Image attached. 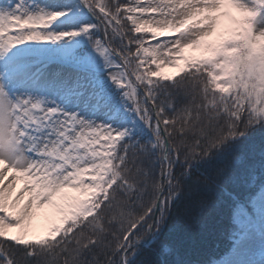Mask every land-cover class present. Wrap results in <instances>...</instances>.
<instances>
[{"label":"snow or ice","instance_id":"obj_1","mask_svg":"<svg viewBox=\"0 0 264 264\" xmlns=\"http://www.w3.org/2000/svg\"><path fill=\"white\" fill-rule=\"evenodd\" d=\"M149 34L171 38L145 46ZM117 37L119 50L106 46ZM181 60L178 79L164 75ZM38 68L67 110L37 94ZM258 129L264 0H0V237L46 205L67 222L59 238L0 240V264H194L174 225L247 165ZM259 157L260 188L233 209L232 264H264L242 248L252 233L264 241V137ZM5 169L23 181L15 212ZM68 188L87 194L61 207Z\"/></svg>","mask_w":264,"mask_h":264},{"label":"trees","instance_id":"obj_2","mask_svg":"<svg viewBox=\"0 0 264 264\" xmlns=\"http://www.w3.org/2000/svg\"><path fill=\"white\" fill-rule=\"evenodd\" d=\"M149 37L150 35L145 37L146 41ZM106 46L119 50L121 42L117 37L110 39ZM116 61L121 71H124L119 57ZM182 74L177 71L172 78L178 79ZM130 78L135 80L134 76ZM251 135L254 137L248 144L254 145L255 149L253 151L248 147L245 148L248 156L247 165L237 169L234 178L222 188L208 194V206L205 209L194 212L187 219L174 225L170 239L178 247L182 259L190 260L194 264H206L218 260L231 247L233 234L237 231L233 223V209L238 203L247 206L249 199L257 193L261 185L259 146L261 137H264V130L258 129ZM66 223L63 224L61 230ZM59 235L60 233H57L53 237L45 238H59ZM3 239H7L9 243H15L8 237H0V240Z\"/></svg>","mask_w":264,"mask_h":264},{"label":"rangeland","instance_id":"obj_3","mask_svg":"<svg viewBox=\"0 0 264 264\" xmlns=\"http://www.w3.org/2000/svg\"><path fill=\"white\" fill-rule=\"evenodd\" d=\"M225 11H228L232 16H239V12L230 6L225 8ZM228 27H231V20L229 19V17H223L221 20L220 29L218 31H223ZM170 38L171 35L169 34H165L158 37H150L145 46H148L149 44H154L157 39L166 40ZM216 38H217L216 35H214L213 37H210L209 40H215ZM204 54L205 52L203 46H198L196 48H187L184 50V55L188 57H199ZM30 59L31 58L28 56L24 57V60L26 62H30ZM115 63L116 65H119L117 61H115ZM181 66H184L183 60H181L179 65L176 67H170L168 65H165L162 68V72L164 73V75L172 77L180 69ZM152 67L155 70V66L153 65ZM112 70L121 71V68L120 66L113 67ZM48 76L49 73L46 70L43 75L36 77V79L41 82L38 88L36 89L37 94H39L46 100L47 99L56 100L57 103L62 104V106L65 107V109L67 110L70 107V105L64 103L59 98V95H62V93H57L51 87L44 85L43 82L48 78ZM89 175L90 174H85V177ZM10 182L14 183V187L11 190V194L7 197V203L9 206L8 210L11 212H15L16 209L11 207V203L12 200L15 198L16 194L23 187V181L14 178L12 173L8 169H5V180H4L5 186ZM86 194H87L86 192H80L76 189L68 188L64 190V193H62L61 196L57 197L56 203L57 205L64 207L67 204L72 203L74 198L77 199L85 198ZM61 217H62V213L58 211L57 207L52 205H46L43 208L34 210L33 215L27 221L26 227H6L5 236L8 238L12 236H20L27 240H35L45 236H51L54 234L52 229L55 226L57 225L61 226L64 222H66V221H62ZM232 248L220 260L211 264H232V260H233ZM242 248L246 255V258L258 260L260 258L261 252L264 251V241L261 240V237L258 232L252 233L249 236V238L244 242Z\"/></svg>","mask_w":264,"mask_h":264},{"label":"bare ground","instance_id":"obj_4","mask_svg":"<svg viewBox=\"0 0 264 264\" xmlns=\"http://www.w3.org/2000/svg\"><path fill=\"white\" fill-rule=\"evenodd\" d=\"M45 71H46V70H41V69L38 68V69H37V73H36V77H37V76H41V75H43V74L45 73ZM23 196H24L25 198H27V192H24V193H23Z\"/></svg>","mask_w":264,"mask_h":264}]
</instances>
